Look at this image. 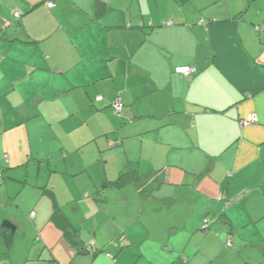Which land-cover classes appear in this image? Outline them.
<instances>
[{
  "label": "crops",
  "instance_id": "crops-1",
  "mask_svg": "<svg viewBox=\"0 0 264 264\" xmlns=\"http://www.w3.org/2000/svg\"><path fill=\"white\" fill-rule=\"evenodd\" d=\"M53 2L0 9V264L264 261V0ZM40 171L82 218L6 207Z\"/></svg>",
  "mask_w": 264,
  "mask_h": 264
},
{
  "label": "rangeland",
  "instance_id": "rangeland-1",
  "mask_svg": "<svg viewBox=\"0 0 264 264\" xmlns=\"http://www.w3.org/2000/svg\"><path fill=\"white\" fill-rule=\"evenodd\" d=\"M110 1V0H109ZM122 1V0H121ZM123 1H133V0H123ZM148 1H167V0H148ZM183 1H189V0H183ZM194 1H209V0H194ZM223 1H227V0H223ZM2 4H4V0H0V9L3 8ZM190 7V6H188ZM2 10H0L1 12ZM89 152H87L88 154ZM75 168V167H74ZM40 171V175L38 173V175H34L33 178H31L29 180L28 183L23 182L22 185L23 188L21 189L19 185V182H17L16 180H9L8 181V186H9V190L10 192V198H9V204L8 206H6L7 208L11 207V206H16L17 204L16 199L19 200V202L22 205L21 208V213L22 216H20L21 219H24L23 222L25 223H29V221L27 219H29V215L30 212L33 208V210L35 209L36 206V202L39 203V207L40 210L44 212L43 218H45L47 221L52 213V201L50 200V198H48L47 196H39L38 193L35 194V191H43V186H47V185H52V186H56V191H57V196H58V202L60 203V205H62L63 209L65 211H67L68 213H70L72 216L76 217V218H82L83 217V212H82V208H81V204L78 201L72 202L71 200V196H70V190H74L76 189V182H70L68 179L66 178H61V176H57L54 177V179L56 178L55 181H53L52 183L46 181L47 178H45L44 176L41 175ZM45 178V179H44ZM61 178V179H60ZM6 183L4 182V185ZM100 183V187H101ZM6 186V185H5ZM95 191V189H94ZM102 193L101 194H97L96 196V200L93 197V195H90V197L85 198L84 202L82 203L85 204V207L88 209H91V204L94 203L97 206V203H99L100 205L103 204H107L108 205V212L112 211L114 205H116L118 203V194L116 192H114V189L112 188H104L101 190ZM70 196V197H69ZM82 196H79L77 198H81ZM120 198V197H119ZM106 199V200H104ZM7 203L5 202V205ZM32 206V208H31ZM80 207L79 211L76 212L77 208ZM30 208V209H29ZM26 209V211H25ZM9 210V209H8ZM13 211L14 214H18L19 209L18 208H12L11 209ZM27 216V217H26ZM105 218H103L104 220ZM85 222L89 221L88 224L89 226H97L98 228H101L100 225H102L103 231L108 232L109 234H112V228L105 226L108 224L107 220H104V223L102 222V217L101 216H96L93 215V217H91L89 220H86V218H84ZM80 221V220H79ZM73 222V220H72ZM87 229L88 231L90 230ZM95 233V230L92 231L91 235ZM102 233V231H101ZM89 243V248L92 250L94 249V247L92 246V244ZM226 250L225 251H221V255H219V257L216 259V262L214 264H244L243 260H237V259H242L241 256H239L238 254L236 255L239 258H233V259H228L229 256H231V254H235V251L232 248V246H228L226 245ZM220 250V248L218 249ZM82 263V262H80ZM249 264H258V263H249ZM259 264H264V261H262Z\"/></svg>",
  "mask_w": 264,
  "mask_h": 264
},
{
  "label": "built area",
  "instance_id": "built-area-1",
  "mask_svg": "<svg viewBox=\"0 0 264 264\" xmlns=\"http://www.w3.org/2000/svg\"><path fill=\"white\" fill-rule=\"evenodd\" d=\"M49 6H53V3L52 2H50L49 4H48ZM16 15H19V13H16ZM196 71V68L195 67H193V66H189V65H187V66H180V67H177L176 68V72L178 73V74H180V75H182L183 77H190L194 72ZM115 105H116V107L118 108V109H121L122 108V103H121V100H117L116 102H115ZM252 121H247V120H244V121H242V125H248V124H250ZM112 144V143H111ZM35 214L33 213L32 214V216H34ZM208 219L206 218L205 219V227H207V225H208ZM232 243H231V241H229L228 242V245H231Z\"/></svg>",
  "mask_w": 264,
  "mask_h": 264
},
{
  "label": "trees",
  "instance_id": "trees-1",
  "mask_svg": "<svg viewBox=\"0 0 264 264\" xmlns=\"http://www.w3.org/2000/svg\"><path fill=\"white\" fill-rule=\"evenodd\" d=\"M54 0H47V4H49L50 2H52L53 3V6H54V2H53ZM96 1H104V0H96ZM42 3V2H41ZM41 3H39V4H41ZM38 4V5H39ZM37 6V5H36ZM49 6V5H48ZM53 6H50V7H53ZM16 17H17V19L18 18H20V13H19V15H15ZM229 241H231V240H229ZM228 241V242H229ZM231 243H232V241H231ZM232 245V244H231ZM231 245H229V246H231Z\"/></svg>",
  "mask_w": 264,
  "mask_h": 264
},
{
  "label": "water",
  "instance_id": "water-1",
  "mask_svg": "<svg viewBox=\"0 0 264 264\" xmlns=\"http://www.w3.org/2000/svg\"><path fill=\"white\" fill-rule=\"evenodd\" d=\"M6 222H4V224H5ZM14 227V226H13Z\"/></svg>",
  "mask_w": 264,
  "mask_h": 264
}]
</instances>
